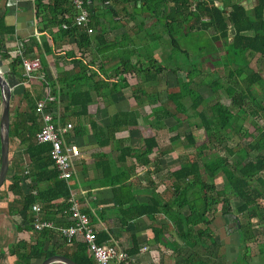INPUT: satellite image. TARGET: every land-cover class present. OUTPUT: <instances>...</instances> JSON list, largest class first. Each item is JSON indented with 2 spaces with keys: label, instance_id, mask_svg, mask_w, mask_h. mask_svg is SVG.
I'll return each mask as SVG.
<instances>
[{
  "label": "trees",
  "instance_id": "trees-1",
  "mask_svg": "<svg viewBox=\"0 0 264 264\" xmlns=\"http://www.w3.org/2000/svg\"><path fill=\"white\" fill-rule=\"evenodd\" d=\"M42 1L33 0L34 15L43 22V28L57 26L54 36L50 38L52 47L57 39L68 40L75 50L70 47L63 51L61 58L71 67L56 74L53 79L46 78L43 67L38 69L41 78L27 79L22 73L16 74L15 67L20 66L22 57L35 50V57L44 64L42 53L49 54L52 48L45 40L40 44H36L35 40L32 43L21 41L18 46L20 54L8 53L2 41L5 34L12 33V27L6 25L3 14L0 15V60L24 83V92L14 96L19 103L24 104V108L19 110L15 106L9 110L8 144L14 143L19 146V150L9 160L8 167L12 170L4 190H0V199L10 196L4 214L8 218H17L12 221L16 238L0 250V256L5 253L14 256L13 264H31L52 254H61L76 264H93L80 236L65 242L50 229L35 231L32 228L31 206L34 203L40 206L41 219L55 224L52 219L58 214L64 219L58 224H68L62 212L67 208V184L58 177L57 170L52 166L48 154L49 144L34 140V133L40 125L34 107L42 99V95L30 87L31 81L36 80L49 87V93L54 97L49 102L50 106L55 108L57 101H63L62 113L55 117L56 123L62 125L69 121L73 136L83 134L79 120L86 115L90 103L104 99L108 104V98L113 93L128 88L136 109L111 113L107 117L104 139L108 141L114 138L116 132L137 127L141 145L118 149L119 168L115 173L107 174L111 203L122 208V216L127 218L146 216L155 221L158 216L157 220L162 218L168 221L174 233L173 238L180 242H170L173 252L180 256V260L174 264H213L210 258L221 247L219 237L211 230L214 213L222 217L234 215V222L238 220L236 214H240L245 221L235 224L232 233L236 237L237 263L246 264L248 244L254 242L258 235L264 234V203L259 204L258 201L264 202V0H255L249 10L233 2L223 3L218 8L214 5L215 0H92L101 2L100 6L92 5L90 9L89 3L86 4L89 18L87 26L97 29L92 38L84 29L71 24L69 0ZM128 2L133 5L131 18L139 16L136 24L138 30L143 29L146 21H151V26L156 24L159 28L157 36L149 33L152 48L148 53L139 51L136 54L135 44L125 36L108 41V30L114 27H106L103 21L98 20L101 14L95 13L96 10L107 13L111 24L119 11L115 3L122 4V11L128 12L124 8ZM225 19L234 29L231 43H228ZM61 23H66L65 29L60 27ZM113 23L117 24V21ZM209 29L212 31L209 38L213 43L220 41L227 46L225 53L228 58L222 64L225 69L222 82L219 78L196 80L200 66H197L196 61L189 62L187 51L177 39V36H187L196 31L203 33ZM160 38L167 46L165 62L168 65L159 63L152 55V51L159 47ZM92 42L96 43V48L94 57H89L87 50ZM77 51L79 53L76 55ZM172 52L174 63L170 65ZM112 57H115L116 64L106 66ZM133 57L135 63H131ZM253 57L259 59L262 73L248 67V60ZM167 71L173 74L174 83L168 87L164 85L163 99L160 100L158 92L153 95L141 90L145 83H156L159 75ZM136 75L142 79L129 84L128 76ZM203 85H209L214 97L207 107L208 112L198 109L205 98L197 88ZM258 94L262 95L260 100L257 99ZM221 95L225 96L227 103L220 100ZM61 96L64 98L61 99ZM146 101L150 103L149 112L144 114V124L138 126L137 108ZM191 117L197 118V121L189 120ZM148 118H153V121ZM165 120L171 121L167 129L173 131L168 141L193 151L182 154L176 168L168 173L170 183L168 188L163 189V196L154 192L156 184L146 180L151 187L150 196L145 202H138L132 192L134 180L131 182L129 177L135 175L136 166L152 164L156 168L159 165L157 158L164 155L165 150L157 147L155 131ZM183 122L201 128L203 139L198 142L190 129L182 128L177 132ZM244 123L247 127L243 126ZM232 136H236L238 142L230 146L228 141ZM156 150L157 156H152ZM23 155L27 158L26 164H23ZM126 156L132 159V163L124 166ZM104 164L108 166L109 162L99 166L105 174L109 167L104 170ZM154 168L146 170L145 176L154 173ZM217 177L225 181L219 189L214 182ZM57 199L60 202L54 205L53 201ZM163 230L162 224L151 229L153 240L168 246L167 241L163 242L161 238ZM95 239L100 243L107 240V235L102 231L98 234L95 232ZM262 251L263 246H258L257 252ZM125 252L128 256L137 252L135 241ZM126 264L136 263L129 261Z\"/></svg>",
  "mask_w": 264,
  "mask_h": 264
},
{
  "label": "crops",
  "instance_id": "crops-1",
  "mask_svg": "<svg viewBox=\"0 0 264 264\" xmlns=\"http://www.w3.org/2000/svg\"><path fill=\"white\" fill-rule=\"evenodd\" d=\"M226 1L227 4L232 2L237 3L245 10L251 9L255 4V0H215L216 4H218V2H222V5ZM42 2L46 1L43 0ZM121 6L122 4L115 3V8L119 11L117 16L114 17L112 21H117V24H114L113 22L110 24L108 21L107 23L106 20L103 21L106 27H108V25L114 27L111 31L108 30L106 38L110 41L112 39L125 36L128 40H131L135 44V53L139 54V49L141 48L142 50L143 46L146 45L145 39L142 40L141 37L136 34L139 31L136 28L139 16L131 18L133 13V5L131 2L124 5L125 10L128 12L122 11L120 8ZM1 14H3L4 23L12 27V33L5 34L2 41L8 53L13 54L16 52L21 41L26 43L31 41L32 43L33 40H35L36 44H40L41 41L45 40L47 45L52 48V52L49 54L42 53L44 64H42V60H40V58H36L39 60L41 65L39 69L41 70L43 67L46 78L53 79L56 74L63 73V70L71 67V65L64 62L61 57L64 50L66 51L70 49V47L75 50L73 45L69 44L70 42L68 40L59 41L57 39L55 45L52 47L50 38L51 36H54L57 26L49 25L47 28L42 27L43 22L36 19L34 15L33 0H0V15ZM150 26L147 27L149 28ZM152 27L150 28L152 29ZM148 28H146V30ZM142 31H144V29H142ZM248 34H251V32H248ZM127 43L129 44L130 42L127 41ZM95 44V42H92L90 49L87 50L89 57H94V49L96 48ZM157 49L158 48H155L152 51L153 57L155 55L154 52ZM78 53L79 52L77 51L76 55ZM35 56L34 50L33 53L31 52L27 54L24 58H34ZM114 59L115 57H112L105 65L109 67L116 64ZM96 61L97 60L95 59V64H97ZM135 61L134 57L131 58V63H135ZM40 70L34 71L32 78H41L42 75H40ZM20 73H22V70ZM128 83L134 84L135 82ZM35 89L37 93H40L43 96L45 89L43 86L35 85ZM127 90L129 89L124 88L116 93H113L108 98L110 99L108 104L104 102V99L99 100L97 103L95 101L90 103L87 106L86 115L82 116L79 120L83 134L81 136H73L72 131H70L68 134L64 135L65 138L67 137L69 142L74 144L78 149V156L73 158L71 162L73 171L68 181V185L77 199L79 208L88 215L90 225L94 232H97V234L100 231L106 233L107 240L112 241L118 248L123 250L129 249L133 241H135L137 252L131 257L136 264H150V262L153 260L155 261L158 256L160 257L163 249L166 254L162 255V257L176 263L180 260V256L175 254L172 247L169 245L170 242L173 241H175L176 244H180V242L173 238L172 235L174 233L172 232L171 224L168 221H165V219L162 218L157 220L159 218L158 216L155 221L150 220L146 216L127 218L122 216L121 212L123 209L115 207L110 201L111 189L107 184V174L109 172L115 173L119 168V164L117 162V157L119 156L118 149L120 147L137 148L141 145L139 136L140 131L137 127L132 130H121L116 132L114 134V138H111L108 141H105L104 139L107 117L111 113L121 110L136 109L135 101L131 94H127ZM63 98L64 96H61V99ZM92 98H94V96H92ZM12 99L17 100V97H13ZM128 101H134V104H130ZM63 106L62 100L57 101L55 106L57 116L62 113ZM140 109L141 108H137L138 126L144 124V122L140 123V120H144V114L149 112V109L147 112H142ZM157 132L158 130L155 131L156 142L158 145L157 147L161 150H165L164 155L157 158L159 165H157L156 168H154L152 164L145 167L136 166L134 169L135 175L133 176L132 174L131 177H129L131 182L134 180L132 192L138 202H145L150 196L151 187H149L148 181L146 180H150L152 183L156 184L154 192L163 196V189L168 188V184L170 183L167 175L171 170L176 168L179 163L178 159L180 160V157L178 158V155L176 154L177 152H175L176 145L169 141H167V143H159L157 141ZM157 152V150L156 152H153L152 156L154 154L157 156ZM131 160L132 159L130 157L126 156L124 158L123 165H130L132 163ZM107 161L109 162L108 166L104 164L103 167L104 170L109 167V170H106L104 174L99 166L103 165V162ZM26 162L27 158L23 155V164H26ZM153 168L154 170L156 169L155 172L146 177L144 172L146 170H152ZM5 199L7 200L6 202ZM9 200V195L0 199V217H4L5 214L3 212V208H6ZM59 202V199L53 201L54 205ZM54 209L55 208L52 210ZM214 214L213 219L218 221L222 220V222L226 224L222 225V227H215L214 229V233L219 237L220 243L223 245L225 252H223L221 256L218 254L214 257L209 256L211 257L210 260L214 262L213 264H238L237 260L239 255L236 251V237L235 234L232 233V229L235 227V222H233V218H231V216L222 217L219 216L217 212ZM63 220L64 219H61L58 214H55L52 219L55 225L62 223ZM159 224H162L164 228L161 238L163 239V242L167 241L168 246H165L160 242H154L153 240L151 229H156V227H159ZM211 228H214V226L211 225ZM217 229L220 231L222 230L223 235L220 236V233H216ZM2 240L4 241L5 238L3 237ZM3 241H1L0 237V250L6 248L9 243L14 242V240L12 241L11 239L9 241ZM142 246L146 247L143 252L140 251ZM262 246V252L256 251V253L248 254L247 258H245L246 264H264V242ZM202 255L206 256L204 254ZM14 261V256L7 255L6 253L5 255L0 256V264H13ZM35 262L36 261H32L31 264H36Z\"/></svg>",
  "mask_w": 264,
  "mask_h": 264
},
{
  "label": "rangeland",
  "instance_id": "rangeland-1",
  "mask_svg": "<svg viewBox=\"0 0 264 264\" xmlns=\"http://www.w3.org/2000/svg\"><path fill=\"white\" fill-rule=\"evenodd\" d=\"M225 4H227V1L225 2ZM95 13L101 14L102 17L98 18V20L100 22L105 21V20L107 22L109 20V15L107 13L100 12V10H96ZM147 26H150V21H146L144 23L143 27L148 28ZM152 26H150V27H152V29L150 27L147 30H146V28H143L145 32L142 31V29H141L136 33L141 37L142 40L145 39V41H146V45H144L142 48V50L145 53H148V51H150L152 48L151 47L152 43L149 42V33H150V35H155V36H157L159 34V28L156 26V24H154ZM96 32H97V29H92V34L90 33V37L92 38L94 36V33H96ZM151 33H153V34H151ZM211 33H212V31L210 29L204 31L203 33L200 31L190 32L187 34V36H177V39H178L179 45L187 51L188 56H189V62L194 63L196 61L197 66H200L199 67L200 74L196 77V80H207V79L211 80V79H218L219 78V81L222 82L223 81L222 77L225 73V69L223 68L222 64L228 58V54L225 53V50H227V46L222 45V43L220 41H216L213 43L209 38ZM152 42H155V41H152ZM158 42H159V47L157 50H155V52H154L155 55L153 58L156 59L159 63H165V65H166L167 63L165 62V60H166L165 57H166L167 46H166L164 40H162L161 38L159 39ZM140 50H141V48L139 49V51ZM142 50L140 52H142V54H143L144 52ZM171 54H172V56H171L172 59L170 61V65H172L174 63V53L172 52ZM260 65H261L260 61L256 57H253V58L248 60V67L249 68H252L253 70H257L260 73H262L260 70ZM20 71H21V66L15 67V73L16 74H19ZM178 75H181V73H179ZM128 79H129L130 83H134V82H136V80L140 81L142 79V77L140 75L139 76L136 75L135 77H129L128 76ZM173 83H174V76L171 72L167 71V72H163L162 75H159V79L156 83H150V84L145 83V85H143V88L141 86L140 87L142 88L141 90H144L145 92L150 93V94H153L154 92H156V93L158 92V96L161 100L164 98V91H163L164 85H166L165 87H168ZM30 85H31L30 86L31 89H35V85L40 86L41 83L39 85V83L36 80H32ZM41 86H43V85H41ZM197 90L205 98V101L199 106L198 109L199 110L201 109V110H204L205 112H208L207 107L214 100L213 99L214 97L211 95L209 85L200 86L197 88ZM34 92H36V89ZM126 92H127V94L128 93L130 94L129 90H127ZM224 97L225 96L221 95L220 100L223 103H227V99ZM261 98H262V95L258 94L257 99L260 100ZM128 103L134 104V101H128ZM149 104L150 103L148 101H146V103H143L141 105L140 110L142 112H147L149 109ZM15 106H18L19 110L24 108V104L22 102L19 103L17 100L12 99L10 101L9 110H12ZM187 112L190 113L189 110ZM180 117H182V115ZM189 120H191V121L196 120L197 121V118L191 117V118H189ZM144 121L145 120H142V121L140 120V123L141 122L143 123ZM149 121H153V118H150ZM170 123H171L170 120L169 121L165 120L162 123V125L159 126V128L157 129L158 130L157 141L159 143H163V142L167 143L168 136L173 134V131L170 132L167 129V126ZM185 124L186 123L183 122L177 128V132H180L182 128L183 129H190L191 132H193V134H194V136L198 142L203 139V134H202L201 128L197 129V128H194L192 126V124H190V125H185ZM243 126L247 127L246 123H244ZM241 141H243V140L241 139ZM236 142H238L237 137L232 136L228 141V145L233 146ZM18 150H19V146H16L14 143L8 144V163H9L10 159H12L14 156L17 155ZM192 151L193 150L191 148H184L182 145L176 144L175 152H177L176 154L178 155V158L179 157L181 158L182 154L190 153ZM178 161H179V159H178ZM11 170H12L11 167H8L6 179L4 180V183L1 185L0 190H4L5 185L7 183V178L9 177ZM262 175L264 176V174H262ZM214 182H215V186L217 189L223 187L225 184V181L222 177L215 178ZM6 201L7 200L5 199V202ZM258 201H259V204L264 203L260 199ZM4 211H6V208H3V212ZM232 212H234L236 214V212L234 211L233 208H232ZM236 215H237L239 223H244L245 219L240 214H236ZM14 220H17V218H14V217L8 218L6 215H4V217H2V216L0 217L1 241H3L2 240L3 237L5 238V240L3 242H5L6 240L9 241L10 239L12 241L15 240L16 232L14 231V228L12 226V221H14ZM211 225L214 226V228H211V230L213 232H215V230H214L215 227L216 228H218L220 226L222 227V225H226V224H224L222 222V220L218 221L216 219H213L211 222ZM216 233H220L219 234L220 236L223 235L222 230L220 231L217 229ZM263 242H264V234L258 235L254 242H250L248 244L249 254L250 253H256V251H258V246H262ZM169 246H171V245H169ZM171 247H173V246H171ZM223 252H225V249L223 248V245H221V247L217 251V254L219 256H221L223 254ZM165 254H166L165 250L163 249V252L161 253V255L159 254L160 257L158 256L155 259V261L154 260L151 261L150 264H172V263H174V261L172 262V260L170 261L167 258H163L162 255H165ZM109 264H112V263L110 262Z\"/></svg>",
  "mask_w": 264,
  "mask_h": 264
},
{
  "label": "built area",
  "instance_id": "built-area-1",
  "mask_svg": "<svg viewBox=\"0 0 264 264\" xmlns=\"http://www.w3.org/2000/svg\"><path fill=\"white\" fill-rule=\"evenodd\" d=\"M69 3L72 9L71 24L77 28L84 29L88 34L92 33V29L87 26L89 18L86 4L88 1L69 0ZM66 26V23H61L60 25L62 29H65ZM13 54H20L19 50ZM20 66L22 75L27 79H31L34 71L40 68V62L36 57H22ZM44 88L42 99L34 107L40 123L38 130L34 133V140L37 143L49 144L48 154L52 166L57 170L58 177L67 184V208L63 209L62 212L68 224L55 225L51 221L41 219L40 206L38 203H34L31 206L33 212L32 228L35 231H40L44 228L50 229L57 237L64 239L65 242H70L75 236H80L85 243L87 253L93 260V264H109L110 262L126 264L129 261L134 262L133 258L126 254L125 250L118 248L112 241L96 242L95 232L90 225L89 217L79 208L77 199L68 185L73 171L72 159L78 156L77 147L64 136L71 131V124L66 122L61 126L56 123V109L49 105V102L53 101L54 97L49 93L47 84ZM145 248V246H142L140 251L143 252Z\"/></svg>",
  "mask_w": 264,
  "mask_h": 264
},
{
  "label": "water",
  "instance_id": "water-1",
  "mask_svg": "<svg viewBox=\"0 0 264 264\" xmlns=\"http://www.w3.org/2000/svg\"><path fill=\"white\" fill-rule=\"evenodd\" d=\"M88 1V8L92 5H101V2ZM214 5L218 8L222 7V2L214 1ZM227 30L228 43L232 42L234 35V29L229 25L225 19ZM24 92V83L17 77L9 68L7 64H4L0 60V186L6 179L8 170V127H9V104L11 98L17 95H21ZM231 218L235 219L234 215ZM235 224L238 225V220H235ZM76 264L74 261L61 254H52L36 264Z\"/></svg>",
  "mask_w": 264,
  "mask_h": 264
},
{
  "label": "flooded vegetation",
  "instance_id": "flooded-vegetation-1",
  "mask_svg": "<svg viewBox=\"0 0 264 264\" xmlns=\"http://www.w3.org/2000/svg\"><path fill=\"white\" fill-rule=\"evenodd\" d=\"M234 222V221H233Z\"/></svg>",
  "mask_w": 264,
  "mask_h": 264
}]
</instances>
